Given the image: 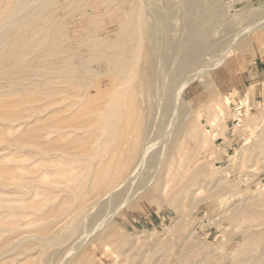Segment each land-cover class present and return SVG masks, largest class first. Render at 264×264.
I'll return each instance as SVG.
<instances>
[{"label": "rangeland", "instance_id": "374dc122", "mask_svg": "<svg viewBox=\"0 0 264 264\" xmlns=\"http://www.w3.org/2000/svg\"><path fill=\"white\" fill-rule=\"evenodd\" d=\"M63 1L64 0L41 1L37 8L39 6L41 7L42 3L45 2L42 7V11L38 12V15L33 20H30L31 22L28 21V31L33 32L41 27L42 29L46 28L50 23L49 17L52 10H54L57 4H60ZM76 1L77 3L74 2L75 5H71L72 8L70 7V9L66 10L68 12H61L59 10L60 12L58 18L61 14L62 18H59L61 23L58 22V24L66 25L63 22H68L67 28L69 36L66 35L60 40L57 39V42L56 40L48 41V39L50 40L53 37H49L47 35L45 37L44 33H41L42 35L39 34L40 36L38 35L34 39L28 37L25 41H31L29 43V45L33 46V48H31L33 51L31 52V49L26 51L24 47L18 49L11 48L10 40L0 45V57L6 54V50L8 48L11 52L8 57L0 59V67L2 65L0 80L3 83H1L0 88L3 89L2 96H4L0 97V104L2 103L6 105V102H9V104H13L15 102L14 106L9 105L11 109H21L24 107L23 103L26 102V99L23 98L24 101L21 99L22 96L31 93L35 94V90L40 91L42 89H40L41 86L39 85H43V82L40 81V78L37 75L35 78L39 81H36L35 78L32 79L30 86L27 87L26 91L17 90L15 92H5L6 90H10L8 88H12V86H14L8 81L9 79L15 76L20 77V75L22 77L27 74V72L23 73V70L21 73L16 75V67H20L22 63L14 61V59H12L13 57L9 58L12 56V53L24 52V59L26 58L25 60L28 61L34 69H36V73H40L39 69L43 71L45 68H58L61 67V63H57L55 61L43 62L42 59H40L39 62L38 60L35 61V59L32 58L39 55V53L45 58V48L48 44L54 46L57 45L55 48L56 52H61V49L67 50L71 47V45H74L76 40L79 38L80 39L77 44L79 43V45H81L86 36L96 37L98 33L97 29L99 28H102L101 33H104L107 37L106 41L115 46V48H108L107 52L113 54L117 51H122L124 54L122 63L124 65L132 58V55L129 54L130 43L127 35L135 31L139 32V35L141 34L140 36H142L141 45L138 47L136 52L137 55L147 53L148 56H151V59L154 57V61L158 60L160 57L161 60L159 58V60L156 61V63L160 61L157 64L159 65L158 69H161V63H164L166 66L165 68H169L171 70L172 68L168 64L171 65L176 62L175 66H173V64L172 67H175L174 69H176L178 66V70L179 67L182 66L179 64L180 57L181 61L184 62V55L186 54V57L188 52L194 49L190 38L187 40L188 37H190L187 33L189 25L195 22H197L195 24H199L202 20L201 18L200 20L199 17L204 15V18L202 17L203 20L199 26L202 29L205 28L206 31H203L201 36L202 40H200V38L199 43L202 41V44H205V46L200 44L202 47H200L199 51L202 50L204 53L206 51L205 54H207L204 55L203 52L200 51V53L202 52L204 55L201 56L202 54L198 53V49L196 50V54L201 57L196 56L202 59L199 60V58L195 57L196 60L198 59L197 62L199 63L197 64V62H195L196 60H192L191 64L189 63L191 66H187L190 68V70L186 68L188 70L187 72L192 76H188L186 71L182 72L183 76L182 74L178 76L177 70L176 73L175 71L170 72L169 69H165L167 70V75L165 77L164 72H162V70H158V72L161 71L160 73H163L162 75L166 78H164V82L162 79L160 81L161 84L159 83L160 86L164 83L163 92L165 91L166 93V95L162 94L163 92L160 93V91H162V87H159V93L162 94L159 98L161 100V104L166 102L165 96L168 94V91L165 90V86L168 85L171 89L174 87V91L177 89L179 90L174 92L175 94H173V96L177 99L172 101L175 105L173 106L177 109L176 110L174 108L172 110H176V114L174 111V115L171 114L169 118L167 117L168 119L166 118V120H164V128H162L160 132L163 136L161 137L159 135L157 140H155L147 150H144L143 152L139 150L133 165L124 171L112 185V200H104V198H101L97 201L99 203H107L103 208L104 213L102 217L99 218V223H93L91 220V216L96 209L95 204L87 206L80 213H83V215H78V217L81 218L85 215L89 217L83 224L82 234L79 238L81 241H79L80 246H88L98 234H102L103 232L110 233L112 234V239L108 245L110 247V251L112 250L114 254L112 255L110 253L109 255L112 257L110 256L109 258L108 254L102 253L99 256L100 264H154L156 263V256H154L156 247L164 243L163 240L167 242L169 239H172V241L176 239L175 242H168L163 247L164 249L160 256L163 258L165 264H172L175 254L182 249L180 245L185 242L193 243V248L189 256L184 259L187 260L183 262L184 264H235L239 260L246 259L248 257L246 250L251 248L254 250L252 255H257L259 260H261V264H264V252L262 253L260 250L262 245H257V243H254L255 241L252 242L253 240H256L255 238H253V240L249 239V235H252L255 232L262 233L264 231V221L259 217V215H264V205L250 208V213H246L243 207L248 197H252L248 200H253V198L255 199V195L257 197L264 196V141L258 146V152L260 151L258 156L255 155V158L253 156L246 158L248 152L250 155L251 149L256 147V138L262 129V124L264 123V0H196V5H188V0H144V6H142V9L140 10L136 9V3L138 4L136 0ZM223 2H226L228 6L226 7L227 4ZM221 4H224V6L222 7ZM45 5H49L47 7L48 9ZM53 5H55L54 8L51 7ZM220 5L224 10H222L223 14L218 19L219 21L217 20L210 23L211 20H209L208 23L210 24H207L206 22L209 18L206 19L205 16H209V13L215 9L220 10L218 9L220 8ZM192 6H195L194 10H191ZM44 7L46 9H43ZM33 9H35V7H33ZM49 9L51 11H49ZM78 12L84 13L81 17L83 20H80L79 14L81 13L78 14ZM138 13L141 14L139 23L137 19ZM76 14H78L79 18ZM75 17L78 19L75 20ZM123 17L128 20L130 25L124 27L117 33L112 32L109 29L111 24ZM193 18L194 22L191 21ZM204 20H206V22H204ZM188 23L190 24L188 25ZM212 24H214V26ZM185 25L188 28H186ZM206 27L211 28V31H207L209 28ZM14 29V27H10L4 32H12ZM107 29L109 31L106 32ZM238 30L240 32L247 31V33H244L245 35H243V33L241 34L237 32ZM206 32H208V35H205ZM236 34L239 37V40H235L237 38V36L235 37ZM258 34H261L260 37ZM203 35H205L206 38H203ZM233 36L235 38H233ZM230 37L232 38L230 39ZM165 39L168 44H166L167 42H164ZM229 39L231 41L234 39V42H230ZM260 40L261 42L256 43ZM187 43H189V46L186 45ZM169 44L171 45V48L168 46ZM173 45H175V48L180 45L179 49H181L179 50L176 48L177 50H174ZM167 46L171 49V51L168 49L170 52L166 49ZM184 46H188L193 49L189 50L188 47L185 48ZM153 48H155V50ZM184 48L187 49L188 52L187 50L185 51ZM147 49H150L149 53L146 52ZM164 49L167 51L163 52ZM151 50L155 53L158 52V55L152 54ZM159 50H161L160 53ZM239 50L241 53H239ZM28 57H30V59H27ZM164 57L167 61L163 60L165 59ZM170 59L172 63H168ZM176 60L178 61V65ZM36 62L38 64H36ZM183 62L181 63L183 64ZM192 62L196 65L193 66ZM97 67V83L95 88H97L98 82L99 86L104 88L106 80L112 76L106 73L107 69L104 68V66L99 64ZM192 70L194 71L193 73H191ZM168 71L170 73H168ZM172 72V79H176L175 81L171 79ZM185 73L187 76H185ZM162 75L159 74L160 77ZM167 76H169L174 82H172L173 87H171L172 85H170V81L169 83L167 82L169 78ZM184 76L185 78H181ZM178 77L181 79H178ZM186 77H188V83H186ZM189 78H191V81ZM182 79L186 80L178 82ZM90 80H92L94 84L95 78H90ZM62 83L65 87L70 86L67 80H63ZM181 83L186 84L183 86L180 85ZM176 86L180 87L176 88ZM4 89L6 90L4 91ZM229 91H235V100H239L240 102L242 101V105L246 107V109H249L250 113L254 115V123L250 129L239 130V132L233 133L234 122L232 121V111L234 103L232 102L227 104L224 108L222 117H219L217 120L219 126L224 125L223 128L221 127L222 131H220L221 129L219 127V130L216 132H208V134L212 135H208V139L202 147L200 142V136L202 134L198 131L199 127L207 125L208 117L213 114L212 104L214 101L220 100L221 102L223 100L222 98L228 94ZM139 94L140 92H138V95ZM27 98L29 99V97ZM163 99L165 100L163 101ZM28 101L29 100H27V102ZM27 102L26 104H28ZM16 103L19 104V107L15 106ZM93 103L97 104V100ZM186 105L189 108L185 107ZM181 107H185L186 109L184 108L183 110ZM71 109L75 108L72 107ZM183 111H187V113H189L186 115ZM183 117L184 120H182ZM0 135H7L6 137L11 140L21 139L20 132L10 131L8 134L2 126H0ZM187 139L191 141H188ZM1 142L2 141L0 140V181L3 182L6 178H11L12 176H17L18 174L23 175L26 178L29 175H33V173L38 170L39 166L29 163L34 159H30L32 156L25 155L27 153L23 150L14 151L9 146ZM100 142H103V140ZM99 143L97 146L95 144L93 145L94 149L98 147ZM85 144L87 145V143ZM136 147L139 149L140 143L136 144ZM96 152L100 156H107L108 158V148L102 147ZM142 154L144 161L141 162V164H138L140 165L139 168L134 170V167L137 164L136 162H140L139 159ZM231 156H233L232 159L230 158ZM23 157L28 159L27 162L19 164V159ZM145 160H148V163H146ZM82 162L67 163L70 168H72V176L75 177V180L72 182L73 184L80 180L85 174L88 175V167H86ZM17 165H24L23 170L21 171L16 168ZM59 166H61V164H59ZM117 171L119 172V169ZM56 177L61 178V176L51 175L49 179H55ZM189 178H193L192 183H187L189 182ZM234 184L237 185L234 186ZM217 185L219 188L215 187ZM56 186L59 190H61L59 185ZM24 190L25 194L23 200H25V202H17L19 198L18 196H20L17 193L15 195H9L13 201L12 204L27 205L35 208L41 207L43 212H32V215H34L33 217L35 218L41 216L42 213H45L44 211L51 205L58 201H62L64 197L65 199L67 198L66 201H68V198L71 196L68 191L69 189H64L62 193H57L59 196L53 199L54 202L51 203L50 201L52 199L48 198L49 200H46L48 190H45V188H38L37 195L33 197L26 194L28 189ZM8 191H15L12 185L8 188ZM84 192H87V190L85 189ZM46 201L49 203L47 206L42 207ZM236 205L238 206V209L234 213V216L227 219L226 217L231 214V209H233ZM253 211L256 213L253 214ZM1 214L4 213L2 212ZM75 216L76 215H74V217ZM219 219L221 221H219ZM180 220H182V222ZM180 222L183 223V228L180 234H177L176 236L175 230ZM37 223L42 224L44 223V220ZM247 227L250 228L249 232L246 230V233L245 229ZM78 229L75 233H71L72 229L67 226L66 231L62 234V238L67 239L72 236V238L75 239L78 237L80 232ZM178 236H180L181 240L179 239L177 241ZM258 240H264V232ZM123 249L124 251H127L124 252ZM75 251H73V253ZM125 253L130 255L126 258L124 257L127 256ZM205 255L210 257L209 261L207 263L200 262L202 257ZM68 258L70 259V255L63 259L61 264H65L66 261H68Z\"/></svg>", "mask_w": 264, "mask_h": 264}, {"label": "bare ground", "instance_id": "6f19581e", "mask_svg": "<svg viewBox=\"0 0 264 264\" xmlns=\"http://www.w3.org/2000/svg\"><path fill=\"white\" fill-rule=\"evenodd\" d=\"M41 1L43 0H0V45L10 40L11 48L18 49L24 47L25 50L27 51L33 48V46L29 45L31 41L30 42L25 41L27 40L28 37L34 39L39 34L44 33L45 37L46 35L49 37L50 36L53 37L50 40L48 39V41L56 40L57 42L58 40L64 38L66 35L69 36V32L67 28L68 22L67 23L63 22L66 25L58 24V22L61 23V20L59 18L60 17L62 18V14L59 18L58 16L60 11L61 12L66 11L70 9L71 5H75L74 2L77 3L76 0H64L60 4H57L56 6L55 5L51 6L52 8H54L55 6V8L54 10H52L50 14L49 25L43 29L42 27L38 28L33 32L28 31V24H29L28 21L33 20L38 15V12L42 11V7L45 2L42 3L41 7L39 6L37 8V6L40 5ZM136 1L138 2V4L136 3V9L138 10L142 9L141 7L144 6L143 5L144 0H141V2L140 0H136ZM187 4L196 5V0L195 3L194 0H188ZM49 5L47 6L45 5L46 8ZM221 5L220 8H218L220 10L215 9L209 13V16L208 15L205 16L206 19L207 18L209 19L207 20V22L206 20H204V22L210 24L213 21H217L223 14L222 10L224 9L221 8ZM223 6L224 4L222 5V7ZM227 6L228 4L226 5V7ZM33 7H35V9H33ZM46 8L44 7L43 9ZM192 9L194 10L195 6H192L191 10ZM49 11L51 10L49 9ZM78 14L80 16V20H83L81 17L84 15V13L78 12ZM78 14H76L77 17ZM203 16L201 17L198 16V17L199 19L201 18L203 20L204 18ZM140 18H141V14L138 13L137 15L138 23L140 21ZM77 19L75 17V20ZM193 20L194 18L191 19V21ZM209 20H211L210 23H208ZM195 23L192 24L188 23V25L190 24L189 30H187L188 32L186 31L190 36L188 37L186 33L188 37L187 40H189L190 38V41H192L193 43V45L192 44L191 45L193 46L194 49L188 47L190 42L187 43L186 45H188L187 47L189 48V50L193 49L192 51L188 52V50L185 49L187 47L184 46L185 47L184 50L185 51L187 50L188 55L185 57L186 54L185 55L183 54L184 62L181 61V57H180L179 64H181L182 66L179 65L180 67L178 70H177L178 59L176 60L177 61L176 69H174L175 67L174 68L172 67L173 64H174L173 66H175L176 62L171 65L168 64V63H172L171 59H170L171 62L169 61L167 63L169 66H171L172 68L171 70L169 68H165L166 66L164 65V63H161L162 67L160 66L161 69H158L159 65L157 64L160 61L158 63H156V61H158L160 57L156 61H154L153 59L154 57H152L151 59V56L149 55L150 56L149 57L148 54L146 53V52L149 53L150 49L149 50L147 49L146 52H144L146 54L137 55L136 52L138 47L141 45L140 43L142 41L141 40L142 36H140L141 34L139 35V32H135V31L127 35V38L129 39V43H130L129 54L132 55V58L129 59V61L125 65L122 63L124 56L122 51H117L113 54L107 52L108 48H115V46H113L111 43H108L106 41L107 37L105 36L104 33H101L102 28L97 29L98 33L96 37L86 36L84 38V42L81 45H79V43L77 44L78 40L80 39L79 38L76 40L75 44L71 45V47L68 48L67 50L61 49V52H56L55 48L57 45L54 46L48 44V46H46L47 49L45 48L46 51L45 58L42 56V54L40 55V53L39 55H36L35 53L36 56L32 58L35 59V61L36 60L39 61L40 59H42L43 62L55 61L57 63H61L62 64L61 67L58 68H52V69L45 68V70L43 71L39 69L40 73H36L37 72L36 69H34L33 66H31L28 63V61L25 60L26 58L24 59V54H25L24 52L12 53V56H10L9 58L13 57L12 59H14V61L22 63L20 67H16L17 69L16 75H18V73H21V71L23 70H24L23 73L27 72V74L22 77L20 75V77L15 76L9 79L8 81L12 83L14 86L11 85L12 88H8L10 90H6L7 89L6 88L4 89V91L5 90H6L5 92H12V91L15 92L17 90L26 91L27 87L30 86L31 80L34 79L37 75L40 78V81L43 82V85H39L41 86L40 89L41 88L42 89L40 91L35 90V94L31 93L25 96L22 94L24 97L22 96L21 99L23 98L26 99L25 100L26 102L27 100L29 101L27 102L28 104L24 102L26 105L23 103L24 107L22 108L20 107L21 109L18 110L16 109L17 111L11 109V107L9 106V105L14 106L15 103L14 101L13 104H9V102L8 103L6 102V105L2 103L0 104V126H2L8 134L10 133V131L13 132L18 131L21 133V139L11 140L6 137L7 135H0V140L2 141L1 143L6 144L14 151L16 150L25 151L27 153L25 155L32 156L30 157V159L34 158L29 163L35 164L39 167L38 170L35 171V173H33V175H29L26 178L23 175L18 174L17 176L6 178L5 181L3 182L0 181V264H61V262H63V259L68 257V255H70V259L68 258V261H66L65 264H100L99 256L102 253L108 255L110 253L112 255L114 254L112 250L110 251V247L108 245V243H110V240L112 239V234L110 233L103 232L102 234H98L97 236L94 237V239L91 241V243L88 246L86 245L82 247L80 246L81 241L79 240V238L82 234L83 224L85 220L89 217L85 215L83 218H81L78 217V215L80 216L83 215V213L82 214L80 213L87 206L91 204H95L96 209L93 215L91 216V220L93 223L98 222L99 218L102 217L104 213L103 208L106 206L105 204L107 203L104 204L103 202L99 203L97 201L101 198H104V200H109V199L112 200L111 197L112 185L117 181L118 177L124 171H126L127 169H129V167H131V165H133V163L135 162V158L138 155V151L141 150L143 152L144 150H147L149 146L152 145V143H154L155 140H157L159 135L161 137L163 136L161 135L160 132L161 129L164 128L163 127V123H165L164 120H166L167 117L169 118V116L173 114L174 111L176 114L177 109L174 107L175 105L173 104L174 102L172 101L177 99L175 98V96H173V94H175L174 92L178 90L177 89L176 91H174L175 88L173 87V83H174L173 81H175L176 79L175 77H174L175 80L172 79L173 78V72H172L171 79L173 81L169 77L171 75L170 74L169 76H167L169 77L167 82L169 83L170 81L171 83L170 85H172L171 87H173L174 89L169 88V86L166 83L167 86H165L166 87L165 90L168 91L167 92L168 94L167 96H165L166 100L163 99V101L165 100L166 102L162 104L165 105L161 104L160 102L161 100L159 98L162 96V94L166 95L165 91L163 92L164 89L163 82H164V78L167 75L166 72L169 69L170 72L171 71L176 72L177 70L178 76H180L184 71H186V73L188 74L187 69L190 70V68L188 67L191 66L190 65L191 61L196 60L195 57L200 56L196 54L197 51L198 53H200V51H202V50L199 51L200 47H202L201 45L205 46V44H202V41L201 43H199L200 42L199 39L201 38L205 28L202 29L199 26L200 25L199 22H198L199 24H195ZM128 25H130L128 23V20H126V18L123 17L117 21H114L109 29L112 32L117 33ZM212 25L214 26V24ZM10 27H14L15 29L12 32H4ZM186 28L188 27L186 26ZM210 29L211 28H209V30L207 29V31L210 32L211 31ZM107 31L109 30L107 29L106 32ZM237 32L241 34L243 33V35H245L244 33H247V31L240 32L239 30ZM207 33L208 32H206L205 35H208ZM237 34L235 35V37L237 36ZM205 35H203L204 36L203 38H206ZM260 35L258 34L259 37ZM235 37L233 36V38ZM231 38L232 37H230V39ZM237 38L235 40H239L238 36ZM230 39L229 41L233 43L234 39H232V41ZM200 40H202V38ZM164 42L165 43L167 42L166 39ZM258 42H261V40L257 41L256 43ZM166 44H168V42ZM168 46L171 48L170 44ZM174 46L175 45H173L174 50H177L176 48L179 49L180 47V45L176 48ZM167 47L166 49L168 50L169 47L168 48ZM153 49L155 50V48ZM167 50L164 49L163 52ZM169 50L171 51V49ZM240 50L239 53H241ZM31 51L33 50L31 49L30 52ZM151 51L152 54L158 55L157 54L158 52L155 53L153 52V50ZM160 51L161 50H159V53ZM202 52L200 54H202ZM9 53L11 52L9 51L8 48L6 50V54L2 55L0 59L8 57ZM205 53L203 52L204 55H207ZM203 54L201 56H204ZM27 59H30V57H28ZM200 59L202 58H199V60ZM163 60L167 61L166 58ZM197 61L198 59L195 62ZM181 62H183V64ZM198 63L199 62H197V64ZM36 64L38 63L36 62ZM99 64L104 66V68L107 69L106 73L112 76L106 80V84L104 85V88H101L99 86V82L97 84V88H95L97 83V71H98L97 65ZM195 65L193 63V66ZM1 69H2V65L0 67V75H1ZM158 70H162V72H164L165 74V77L162 75L163 73L161 74L160 73L161 71L158 72ZM193 70L191 73L194 72ZM169 71L168 73H170ZM186 73L185 76H187ZM159 74L162 75L161 77L163 78H161ZM185 76L181 78H185ZM188 76H192V75L188 74ZM90 78H95L94 84L93 81L90 80ZM181 78L178 77V79ZM187 78L188 77H186V79ZM189 79L191 81V78ZM35 80L37 81L38 79L35 78ZM63 80H67L69 82L70 88L63 86L64 85L62 83ZM161 80L163 81L162 82L163 84L160 86L159 83L161 84L160 82ZM185 80L182 79L181 81L178 82H183ZM187 81L188 79L186 80V83H188ZM1 83L2 82L0 80V85ZM186 83H181L180 85L184 86ZM159 87L160 88L162 87L161 89L162 91H160V93L163 92L162 94L159 93ZM177 87L178 86H176V88ZM2 91L3 89L0 88V97L3 94ZM138 92H140L139 95ZM27 97H29V99ZM235 97H236V92L229 91V93L222 98L223 100L221 102L220 100L219 101L217 100L214 101V103L212 104L213 114L208 117L207 125L199 127L198 130L199 133L203 135V137L202 135L200 136L201 137L200 142L202 147L204 143H206L208 139L207 138L208 135H210L208 134V132L209 133L216 132L219 130V127L221 129L220 131H222L224 125L222 124L223 126H219L217 120L219 117H222L224 108L226 107L227 104H230L232 102L234 103L233 111H232L233 112L232 120L234 122L233 124L234 132L232 131L233 133L239 132V130L250 129L252 127L254 123V117H253L254 115L250 113L249 109H246V107L242 105L243 104L242 101L240 102L239 100L238 101L235 100L236 99ZM96 100H97V104H94L93 102ZM18 105L19 104L16 103L15 106L19 107ZM72 107H74L75 109H71ZM185 107L188 106L186 105ZM174 108L176 110L173 111L172 109ZM184 108L182 109L184 110ZM183 112H185L186 115L189 113V112L187 113V111H183ZM182 120H184V117ZM261 127L262 129L260 133H258L259 135L257 134L258 136L256 138V142H257L256 147H254L253 149L250 148L251 149L250 155L248 152L246 158L248 157L250 158L251 156L254 157L255 155L258 156V153L260 152V151L258 152L259 150L258 146L264 141V123L262 124ZM189 137L191 138L190 135ZM101 140H103V142H100ZM85 143H87L88 146ZM98 143H99L98 147L94 149L93 145L95 144L97 146ZM138 143H140L139 149H137L136 147V144ZM102 147H106L109 149L108 158L107 156H100L96 152ZM201 149H205V148H201ZM233 156H231L230 158L232 159ZM27 160H28L27 158L23 157L20 158L18 162L19 164H21L22 162H27ZM139 160L140 162L139 163L136 162L137 164L135 165L134 170L136 168H139L140 165L138 164H141V162L144 161L143 154L141 155ZM145 161L146 163H148L147 162L148 160ZM72 162L73 163L82 162L86 167H88V172H87L88 175L85 174L80 180L76 181L75 184L72 183L75 180V177L72 176V168H70V166L67 164ZM59 164H61V166H59ZM23 166L24 165H17L16 168L22 171L24 168ZM118 169L119 172L117 171ZM51 175L61 176V178L56 177L55 179H49ZM8 181L11 183L15 191L12 192L8 191V188L11 186ZM188 181L189 182L187 183H192L193 178H189ZM56 185H59L61 187V190H59ZM236 185L237 184H234V186ZM215 187L219 188L218 185ZM38 188H45V190H48L46 200H49L48 198L52 199L50 201L51 203L54 202L53 199L59 196L57 195V193H62L64 189H69L68 191L70 192L71 196L68 198V201H66L67 198L65 199L64 197L62 201H58L55 204L51 205L47 210L44 211L45 213H42L41 216L36 218L33 217L34 215H32V212H43L41 207L35 208L27 205L12 204L13 201L11 200L9 195L12 194L15 195L18 193L20 196H18L19 198L17 202L24 203L25 202V200H23L25 194L24 189H28L26 194H28L30 197H33L37 195ZM85 189L87 190V192H84ZM254 197L255 199L253 198V200H248L252 198V197L250 198L248 197L247 199L248 201L247 200H246L247 202L245 201L244 203L245 205L243 207L246 213L251 212L250 208H254L259 205H264V196L257 197L255 195ZM48 203L46 201V203H44L42 207L47 206ZM237 209L238 206L236 205L235 207H233V209H231V214H229V216L226 218L227 219L232 218L234 216V213L237 211ZM2 212L4 214H1ZM254 213L256 212L253 211V214ZM74 215L76 216L74 217ZM259 217L264 221V215H259ZM220 219L219 221H221ZM42 220H44V223L42 224L37 223ZM180 221L182 222V220ZM181 222L180 224H178L175 230L176 236L177 234H180L183 228V223ZM67 226L70 229H72L71 233H75L79 227L78 230L80 232L78 237H76L75 239L72 238V236H70L67 239L62 238V234L66 231ZM249 228L250 227H247L245 231L248 230L249 232ZM263 232L262 233L255 232L257 234L256 235L254 233L255 236L254 234L249 235L250 240H253V238L256 239L253 240L252 242L255 241L254 243H257V245L258 244L262 245L260 249L262 253L264 252V240L259 241L258 239L261 236V234H263ZM246 233L244 232L245 235ZM179 239L181 240L180 236H178L177 241ZM175 241L176 239H174L173 241L172 239L171 240L169 239V241L167 242L163 240L164 243L156 247L154 253V256H156L155 258L156 263L154 264H165L163 258L160 256L161 252L164 249L163 247L166 243L175 242ZM180 247H182V249L175 254L174 256L175 258L172 264H184L183 262L187 261L184 259H186L189 256V254L192 252L193 243L185 242L182 243ZM73 251L75 252L73 253ZM126 251L127 250H125L124 252ZM253 251L254 250L252 248L246 250V254H248V257L244 260H239L235 264H261L260 262L261 260H259V257L257 255H252ZM128 255L124 257L127 258ZM110 256L111 255H109V258ZM205 256L202 257L200 262L207 263L209 261L210 257L209 256L205 257Z\"/></svg>", "mask_w": 264, "mask_h": 264}, {"label": "built area", "instance_id": "2783aa9c", "mask_svg": "<svg viewBox=\"0 0 264 264\" xmlns=\"http://www.w3.org/2000/svg\"><path fill=\"white\" fill-rule=\"evenodd\" d=\"M233 121V120H232Z\"/></svg>", "mask_w": 264, "mask_h": 264}]
</instances>
